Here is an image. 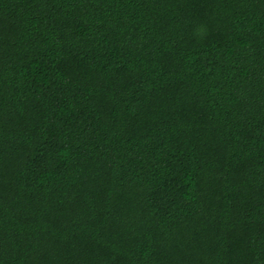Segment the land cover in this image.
Masks as SVG:
<instances>
[{
  "label": "trees",
  "instance_id": "obj_1",
  "mask_svg": "<svg viewBox=\"0 0 264 264\" xmlns=\"http://www.w3.org/2000/svg\"><path fill=\"white\" fill-rule=\"evenodd\" d=\"M0 264H264V0H0Z\"/></svg>",
  "mask_w": 264,
  "mask_h": 264
},
{
  "label": "clouds",
  "instance_id": "obj_2",
  "mask_svg": "<svg viewBox=\"0 0 264 264\" xmlns=\"http://www.w3.org/2000/svg\"><path fill=\"white\" fill-rule=\"evenodd\" d=\"M196 34H197V35H199L200 33H199V32H197ZM204 34L206 35V33H204Z\"/></svg>",
  "mask_w": 264,
  "mask_h": 264
}]
</instances>
